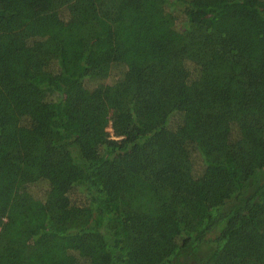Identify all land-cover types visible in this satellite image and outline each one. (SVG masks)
Returning a JSON list of instances; mask_svg holds the SVG:
<instances>
[{
	"label": "trees",
	"instance_id": "16d2710c",
	"mask_svg": "<svg viewBox=\"0 0 264 264\" xmlns=\"http://www.w3.org/2000/svg\"><path fill=\"white\" fill-rule=\"evenodd\" d=\"M217 1L0 0V264H264V0Z\"/></svg>",
	"mask_w": 264,
	"mask_h": 264
},
{
	"label": "rangeland",
	"instance_id": "374dc122",
	"mask_svg": "<svg viewBox=\"0 0 264 264\" xmlns=\"http://www.w3.org/2000/svg\"><path fill=\"white\" fill-rule=\"evenodd\" d=\"M203 3L205 6H216L219 4V1L217 0H203ZM150 11V6H143L142 12ZM35 189V188H34ZM34 192H37V189L34 190Z\"/></svg>",
	"mask_w": 264,
	"mask_h": 264
}]
</instances>
